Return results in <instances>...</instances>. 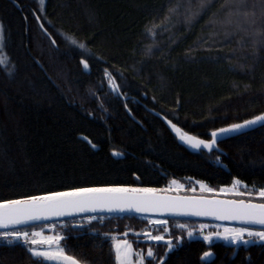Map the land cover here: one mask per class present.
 <instances>
[{
  "label": "trees",
  "instance_id": "1",
  "mask_svg": "<svg viewBox=\"0 0 264 264\" xmlns=\"http://www.w3.org/2000/svg\"><path fill=\"white\" fill-rule=\"evenodd\" d=\"M15 1L19 8L0 0V200L80 187L158 189L173 180L219 189L238 178L241 189L264 188V127L193 152L148 110L204 139L264 113L260 0H246L248 16H232L230 24L225 0H210L195 17L201 0ZM65 37L84 43L87 53ZM105 69L128 99L113 91ZM153 218L188 221L104 214L47 225L79 264H116V239L155 247L156 259L145 264H160L164 243L137 241L160 233ZM208 249L213 255L201 259ZM0 264L35 261L19 242L0 241ZM166 264H264V243L182 239Z\"/></svg>",
  "mask_w": 264,
  "mask_h": 264
},
{
  "label": "snow or ice",
  "instance_id": "2",
  "mask_svg": "<svg viewBox=\"0 0 264 264\" xmlns=\"http://www.w3.org/2000/svg\"><path fill=\"white\" fill-rule=\"evenodd\" d=\"M209 3L210 0H201L199 11L193 13L192 16L200 15L209 6ZM222 7L227 13L229 18L227 23L229 24L231 23L230 18L232 16L247 17L249 14L246 0H225ZM260 8L261 17L264 18V0H260ZM252 14L253 16L255 15L254 12ZM148 31L150 32L151 30ZM258 34L264 35V33ZM65 39L70 45L80 49L82 54L87 53V47L84 43L78 42L73 37H65ZM253 43L255 45L257 42L253 41ZM259 44L264 46V39H261ZM0 64H3V60H0ZM81 64L85 68L88 67V64L84 60H81ZM105 76L109 79L113 91H118V86L114 84L112 74L107 69H105ZM168 123L173 131H180L176 124L171 121H168ZM256 125L264 127V114L245 120L242 124H232L228 128L212 131L210 140L200 139L187 134H182L179 138L193 149L203 147L211 151L218 142L220 135L240 133L243 129L253 128ZM89 143L91 142L89 141ZM113 155H118V153L114 152ZM216 160L220 162V157L217 156ZM172 183L176 184V181L173 180ZM241 183L242 181L238 178H233L232 192L234 195L244 196L247 194L251 197L255 193L259 199L264 200V188L257 191L253 186V191L249 193L237 191ZM245 187L247 186L245 185ZM191 190L193 192L195 191L194 188ZM201 190H204L203 186ZM207 191L212 192L213 189L209 188ZM226 191L227 189L225 188L220 189V192ZM157 192L158 189L156 188L80 187L65 192H50L43 195L26 196L21 199L0 200V241H4L5 245H14L19 242L20 246L26 247L27 252L30 253V258H34L35 264H79L77 258L67 255L66 249L61 247V241L65 237L61 234H55L54 226L49 229L54 234L49 236H45L43 231H32L30 233L22 226L29 224H33L34 226V222L46 220L53 216L70 215L74 212H94L97 209H107L109 211L113 209L120 211L134 209L138 213L167 212L177 215L210 216L216 220H231L239 221L244 225H259L264 229V202L254 203L251 199L217 200L204 197L180 199L157 196ZM93 219V217H89L88 223L91 224ZM150 223L161 226L163 232L168 231L166 227L168 221L166 220L157 219L150 221ZM179 227L184 229L185 225L181 224ZM205 227L206 225H200L201 230ZM124 235H127V233ZM187 235L191 237L193 232L188 231ZM145 236L152 241H163L166 245L165 256L159 257L160 264H166L167 255L174 251L176 245L182 242L181 237L175 238L174 245L172 240H165L162 234L152 235L150 232H146ZM214 237L228 241L234 246H248L264 243V230H256L248 227H225L223 232L216 231L203 235V240L206 243H211ZM113 248L115 250L116 264H132L130 260L132 245L127 240L114 243ZM212 255V252L206 251L203 253L201 259ZM148 258H151V260L156 259L152 247L148 248L146 257L141 255L138 258L136 264H145V260ZM245 259L250 260V257Z\"/></svg>",
  "mask_w": 264,
  "mask_h": 264
},
{
  "label": "rangeland",
  "instance_id": "3",
  "mask_svg": "<svg viewBox=\"0 0 264 264\" xmlns=\"http://www.w3.org/2000/svg\"><path fill=\"white\" fill-rule=\"evenodd\" d=\"M45 0H43L44 2ZM38 2L42 3L41 0H38ZM203 186V191L201 190ZM232 187L233 185H229V186H224L225 189H227L226 192H220V189H215L213 188V191L212 192H209L207 191V189H209V187L204 184L203 182H196V181H190L188 183H184V182H177L176 181V184H173L172 182L168 184L167 187H163V188H158V192H161V193H165V194H174V195H183V196H188V197H191V196H197V197H206V198H213V197H220L222 199H231V200H235V199H244V200H248V199H255L257 198L256 194L253 193V195L251 197H249L247 194L244 195V196H236L233 194L232 192ZM195 189V191L193 192L191 189ZM241 185L238 186L237 188V191H242V192H245V193H249V192H252L251 190H247V189H241ZM258 191V190H257ZM258 201V200H257ZM260 202H264V200H259ZM154 220H157V219H150V221H154ZM161 220H164V219H161ZM152 226L153 229H156V230H159L160 229V233L158 235H164L165 237V240H172L174 245H175V238L176 237H181L182 239H193V238H196V239H201L202 241L203 240V235H207L209 233H214L216 231H220V232H223V229L225 227H229V228H239V227H245V226H239V225H236V226H233V225H230V224H222V223H218V222H206V221H195V220H192V221H181V222H168V224L166 225V227L168 228V231L167 232H163V229L161 228V226L159 225H156V224H152L150 223ZM185 225V228L184 229H181L179 227V225ZM203 224V225H206V227L201 230L200 228V225ZM219 226V227H217ZM53 225L52 224H49V225H41V226H38L37 228H29L28 231L31 233L32 231H43L44 235L45 236H49V235H53L54 233H50V234H46L47 231H49L50 228H52ZM248 228H253V229H256V230H264L262 228H255V227H250V226H247ZM178 231L180 232V234H183L182 236L179 235V236H175L173 234L174 231ZM188 231H192L193 232V235L191 237H189L187 235V232ZM56 234V233H55ZM123 240H126V239H116V241L113 242L114 243H117V242H121ZM138 240H147V241H144V242H148L147 244H149V241H152L151 239H149L147 236H145V233L142 235V236H137V241ZM128 241V240H127ZM215 241H218V242H221V243H224V244H230L232 245L230 242L228 241H224L222 239H218V238H213L211 243H214ZM162 243H164L163 241H161ZM205 242V241H204ZM129 244L132 245V255L130 257V260L132 262V264H136V261L138 260V258L143 255L144 257L147 256V250L149 247V245H145L144 247H140V246H136V245H133L131 242L128 241ZM160 242H158L159 244ZM206 243V242H205ZM211 243H207V244H211ZM156 244V243H155ZM165 245V244H164ZM166 246V245H165ZM177 246V245H176ZM238 245H235V247H237ZM38 247H43V246H38ZM153 248V251H154V254L156 252L155 250V247H152ZM115 251V250H114ZM207 251L211 252L210 249H208ZM166 252V250H165ZM163 256V255H162ZM211 257V256H209ZM150 259V258H148ZM147 260V259H146ZM146 260H145V263H146Z\"/></svg>",
  "mask_w": 264,
  "mask_h": 264
},
{
  "label": "water",
  "instance_id": "4",
  "mask_svg": "<svg viewBox=\"0 0 264 264\" xmlns=\"http://www.w3.org/2000/svg\"><path fill=\"white\" fill-rule=\"evenodd\" d=\"M12 3H13V5L16 7V8H19V3L18 2H16L15 0H10ZM34 17H35V20H37V24H38V27H39V29H41V30H43V32L45 33V35L50 39V41H52V43H53V39L51 38V36H50V34L48 33V31L47 30H45V28H44V26H43V24H42V22H41V20H39V18L36 16V15H34ZM54 45H56L55 43H53ZM83 65V64H82ZM83 67H84V65H83ZM85 68V67H84ZM116 93H118V95L119 96H121L123 99H128L129 97H124L123 95H122V93H120L119 92V90L118 91H116ZM149 110V112L150 113H152V114H155L156 116H158L161 120H162V122L164 123V125H167V127H168V129L170 130V132L176 137V139L178 140V142L180 143V144H182L183 146H186L188 149H190L191 151H193V152H198V151H200V150H203V151H209L208 149H204L203 147H201L200 149H193L190 145H188V144H185L179 137H180V135H182V134H187V133H183V132H181V131H179V132H176V131H173V129L171 128V126H170V124L168 123V121H170L168 118H166V117H164L163 115H161V114H159V113H157L156 111H152V110H150V109H148ZM128 113V115H130V113L129 112H127ZM262 114H264V113H262ZM260 115V114H259ZM257 116V115H256ZM255 116H253V118H254ZM249 119H252V118H249ZM249 119H246V120H249ZM245 120H243V122H244ZM243 122H239V123H232V124H242ZM229 126H231V125H227V126H223V127H221V128H228ZM257 127H260V125H256L255 127H253V128H245V129H243L240 133H232V134H228V135H220L219 136V139H218V142H220V141H222V140H224V139H228V138H232V136H238V135H241V134H243V133H245V132H247V131H251V130H254V128H257ZM177 128L180 130V128L177 126ZM221 128H218V129H221ZM218 129H215V130H213V131H216V130H218ZM212 132V131H211ZM211 132H210V136H209V139H204V138H201V137H199L200 139H204V140H210L211 139ZM187 135H191V136H194L193 134H190V133H188ZM81 139H83L84 141H86L89 145L91 144V143H89V141L90 140H88V139H86L85 137H83V136H81L80 137ZM91 142V141H90ZM217 142V143H218ZM215 144L214 145V147H213V149H218V144ZM93 148H95V147H93ZM114 152H112V154H113ZM115 153H117V152H115ZM114 156H116V157H120L121 155L118 153V155H114ZM156 195L157 196H161V197H171V198H180V199H183V198H192V197H197V196H191V197H188V196H183V195H174V194H165V193H161V192H157L156 193ZM204 198H206V197H204ZM207 199H217V200H231V199H222V198H220V197H213V198H207ZM235 200H237V199H235ZM247 200V199H246ZM252 202H254V203H259L260 201H252ZM104 214H110V215H115V214H122V215H126V214H130V215H141V216H146V217H148V216H153V217H157V218H159V217H161V218H166V219H170V218H172V219H177V220H181V219H183V220H188V221H192V220H195V221H201V222H203V221H206V222H212V223H214V222H218V223H222V224H230V225H233V226H236V225H239V226H245V227H247V226H250V227H255V228H262V226H259V225H244V224H241L239 221H231V220H216V219H214L213 217H210V216H190V215H177V214H170V213H167V212H165V213H159V212H146V213H138V212H136L134 209H126V210H124V211H120V210H118V209H113V210H111V211H109V210H107V209H97L96 211H88V212H74V213H72V214H70V215H64V216H53V217H50V218H48V219H46V220H40V221H37V222H34V226H36V225H38V224H48L49 222H58V221H60V220H64V219H71V218H75V217H82V216H93V215H104ZM27 226H33V224H29V225H24V226H22V227H24V228H27Z\"/></svg>",
  "mask_w": 264,
  "mask_h": 264
}]
</instances>
